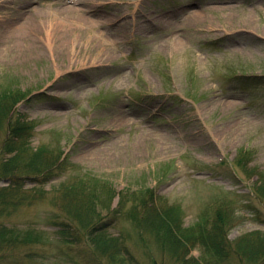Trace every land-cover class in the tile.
Wrapping results in <instances>:
<instances>
[{"label":"rangeland","instance_id":"obj_1","mask_svg":"<svg viewBox=\"0 0 264 264\" xmlns=\"http://www.w3.org/2000/svg\"><path fill=\"white\" fill-rule=\"evenodd\" d=\"M61 1L0 5L5 22L37 11L75 28L59 53L43 43L27 60L0 56V95L28 94L9 117L35 126L23 159H59L10 187L0 175V264H111L73 222L86 206L131 264H183L168 237L133 219L145 204L176 209L185 228L231 213L232 254L239 238L264 235V0L68 4L86 12L84 27Z\"/></svg>","mask_w":264,"mask_h":264},{"label":"trees","instance_id":"obj_2","mask_svg":"<svg viewBox=\"0 0 264 264\" xmlns=\"http://www.w3.org/2000/svg\"><path fill=\"white\" fill-rule=\"evenodd\" d=\"M27 97L28 94L15 88L5 90L0 95V127L3 125L7 127L5 140L0 141V175L1 177H10L9 187L14 184L13 178L19 175L44 177L59 167H57L58 155L56 157L52 154L48 155V152L44 150L33 153L35 158L32 161L23 159L24 154H30L25 147H27L28 139L33 135L35 126L19 118L9 121V117L15 111L16 105ZM22 160L26 163L24 167L19 163ZM20 168H23L24 172H21ZM255 189L259 197L264 200V178ZM142 209V215L138 219H133L142 221L152 231L157 230L165 238L168 237L171 242L168 243V247L175 258H178V262L183 264H228L234 256L241 263L264 264V235L260 233L249 234L236 240L235 253L232 254L233 244L229 241L228 234L235 219L233 220L231 213L217 210L218 219L203 220L192 227L185 228L176 209L159 210L153 204H145ZM85 210L87 212L84 215L75 214L78 220H73V222L77 225V229L89 236L101 254L109 256L111 264H131L123 240L112 236L108 228L100 229L99 227L103 225L94 226L88 206ZM61 225L60 234L63 238L77 239L72 235L76 232L67 235L65 224ZM195 248L203 249L201 262L199 259L187 258L190 251Z\"/></svg>","mask_w":264,"mask_h":264},{"label":"bare ground","instance_id":"obj_3","mask_svg":"<svg viewBox=\"0 0 264 264\" xmlns=\"http://www.w3.org/2000/svg\"><path fill=\"white\" fill-rule=\"evenodd\" d=\"M14 1L17 0H0V5L12 6L15 4ZM61 2L63 4L59 5L58 3L57 7L63 13L77 15L80 18L78 21L84 23L82 24L83 27L85 24L89 25L86 12H83L82 7L75 8L67 5L72 4L76 6L85 4L84 7H89L96 3L95 0H62ZM31 3V0H24V4L18 7V9L22 11ZM62 5L64 6L63 9ZM44 16V13L40 14L34 11L30 13V16L24 22L19 24L13 23L12 20L5 22L3 19H0V56H4L6 60L14 58L27 60L30 55L37 53V51L43 48V43H46L52 52L58 51L59 53V49L65 50L66 45L69 43L70 33L71 31L74 32L75 28H70L71 31H69L70 29L62 23H56V21L52 20L48 21L49 19Z\"/></svg>","mask_w":264,"mask_h":264}]
</instances>
